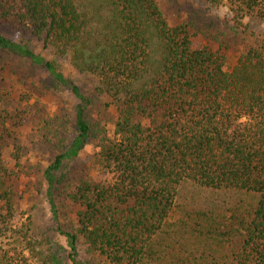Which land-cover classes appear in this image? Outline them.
Returning <instances> with one entry per match:
<instances>
[{
  "label": "trees",
  "instance_id": "1",
  "mask_svg": "<svg viewBox=\"0 0 264 264\" xmlns=\"http://www.w3.org/2000/svg\"><path fill=\"white\" fill-rule=\"evenodd\" d=\"M225 7L251 45L231 66L221 50L170 25L158 0H0V30L42 41L78 73L115 118L94 137L78 88L25 45L0 34V50L42 65L81 102L77 134L44 171L55 173L86 146L96 174L77 183V239L109 264H264V0H204ZM0 93V264H64L62 247L16 225L15 113ZM13 160L16 161V153Z\"/></svg>",
  "mask_w": 264,
  "mask_h": 264
},
{
  "label": "rangeland",
  "instance_id": "2",
  "mask_svg": "<svg viewBox=\"0 0 264 264\" xmlns=\"http://www.w3.org/2000/svg\"><path fill=\"white\" fill-rule=\"evenodd\" d=\"M163 15L172 26L187 23L195 40L212 50H221L228 58V65L250 45L246 32L235 26L225 7L211 8L204 0H158ZM255 35L264 38V24L255 17L243 21ZM16 43L29 48L32 54L52 64L63 80L71 81L80 94L88 99L84 110L86 122L93 136L112 131L114 110L107 107V100L96 94L97 80L80 74L66 58L56 57L45 49L42 41L21 38L0 30ZM0 93H6L9 109L16 111V151L12 141L6 144L4 159L10 167L16 163V225L28 227L29 235L48 239L62 247L64 264H71L66 256L70 249L65 233H75L76 212L69 196L77 183L96 174L93 165V148L86 146L81 153L65 162L56 172L52 196L47 195L43 177L54 158L65 152L77 134L75 120L81 102L57 81L42 65L31 59L0 50ZM16 153V161L13 156ZM76 264H109L104 258L88 251L82 239L76 243Z\"/></svg>",
  "mask_w": 264,
  "mask_h": 264
}]
</instances>
